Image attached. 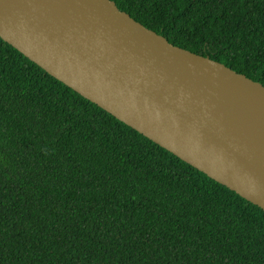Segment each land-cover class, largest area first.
Wrapping results in <instances>:
<instances>
[{
    "label": "trees",
    "instance_id": "1",
    "mask_svg": "<svg viewBox=\"0 0 264 264\" xmlns=\"http://www.w3.org/2000/svg\"><path fill=\"white\" fill-rule=\"evenodd\" d=\"M264 86V0H111ZM0 264H264V211L0 39Z\"/></svg>",
    "mask_w": 264,
    "mask_h": 264
},
{
    "label": "water",
    "instance_id": "2",
    "mask_svg": "<svg viewBox=\"0 0 264 264\" xmlns=\"http://www.w3.org/2000/svg\"><path fill=\"white\" fill-rule=\"evenodd\" d=\"M0 39L264 211V86L170 44L111 0H0Z\"/></svg>",
    "mask_w": 264,
    "mask_h": 264
}]
</instances>
